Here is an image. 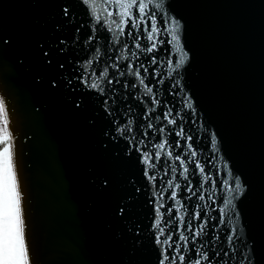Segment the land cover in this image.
Instances as JSON below:
<instances>
[{
    "label": "water",
    "instance_id": "water-1",
    "mask_svg": "<svg viewBox=\"0 0 264 264\" xmlns=\"http://www.w3.org/2000/svg\"><path fill=\"white\" fill-rule=\"evenodd\" d=\"M150 8L158 32L149 53L143 24L119 34L114 0H0V97L31 264H159L161 202L160 227L176 240L194 211L208 218L194 246L189 238L193 261L203 244L211 264H264V0ZM180 125L191 141L176 135ZM173 166L180 188L169 189Z\"/></svg>",
    "mask_w": 264,
    "mask_h": 264
},
{
    "label": "snow or ice",
    "instance_id": "snow-or-ice-1",
    "mask_svg": "<svg viewBox=\"0 0 264 264\" xmlns=\"http://www.w3.org/2000/svg\"><path fill=\"white\" fill-rule=\"evenodd\" d=\"M114 2L118 5V7L122 10L121 20L119 22L113 20L112 23L116 25V28L119 31V34H123L126 30V26L131 25L132 29H139L141 25H144V31L147 33V41L150 42V47L142 49L146 52H152L157 48L156 43L154 42V34L158 32L157 27V19L156 15L152 12L150 5L153 4V0H114ZM160 5L157 4L156 7ZM111 15V13H109ZM125 17L127 19H125ZM128 35L131 36L132 33L128 32ZM136 39L135 48L141 49L142 46L139 43V37H134ZM173 40H178V37L173 33ZM132 56L136 57V53L132 52ZM155 58H153L152 63H155ZM184 62L183 57L180 60L182 64ZM171 63V62H169ZM179 64L177 65V67ZM128 71L130 74L135 75L139 78V83L145 85L147 93H152L153 88L149 87L145 84V78L141 76L140 68L136 67L133 71V67L129 66ZM148 68L144 67V76H147ZM91 87L93 89L98 88L99 85L96 83H92ZM191 106V105H190ZM171 115V112H167L165 114V118ZM168 123L172 125L177 124V120L175 118L168 119ZM151 126V125H150ZM161 132L164 131L163 128L160 129ZM176 135L183 138L186 141H191L192 136L185 135L183 130V126L180 125V131L176 132ZM167 140L164 142L158 143L156 147L160 150H164ZM179 145V141H177ZM189 149L192 148V145L189 143L187 145ZM155 157L158 159L160 157V152H156ZM168 156H173V153L169 151L167 153ZM191 156H196L195 151L190 152ZM143 160L149 164V166L154 167L155 165L152 163V157L148 152H145L143 155ZM175 160L179 161L181 167H183V173L185 179H187V173L189 171L188 167L185 166V160L181 158L180 155L175 156ZM196 168L200 169V172L203 173L205 169L201 167V165L197 162ZM176 167L173 166L171 168V172L173 174L172 180L168 181V188L172 189L180 188V184L176 183L173 185V180L176 179ZM145 175L149 176V173L146 169ZM151 179H155V176H151ZM205 179H209V177H205ZM215 182L213 181V184ZM226 183V182H225ZM237 188H239V181L236 184ZM188 192H191L195 195V192L191 187L186 189ZM199 189H197L198 191ZM171 199L176 202L177 205H180V200L177 199V192L175 190L170 192ZM204 196L200 195L199 199L204 200ZM226 203H230L226 202ZM164 207L163 202L160 203V207L154 209L157 219L155 220V224L159 229L160 235L156 238V244L161 246V258L159 259V264H211L212 258L209 255L201 251L204 248V245L201 244L200 248H195V254L197 258L193 261L190 256L185 255L191 251L189 248V238L192 237V245H195L196 238L203 234L205 224L207 223L208 218L205 216L202 220V212L194 211L188 218L186 222V226L183 230L179 231L178 240L174 239L172 233H165V229L160 227L161 220L159 216L162 214L160 209ZM197 209L201 206L196 205ZM169 213H171L172 209H167ZM223 211V209L221 210ZM123 213V209L121 210V214ZM193 219L202 222L198 225V228H194ZM180 223L182 225L185 224V220L183 216L179 217ZM223 222V221H221ZM187 233V234H186ZM163 237V239H161ZM218 240L219 237L217 236ZM228 241L231 243L232 236H228ZM183 242V250L181 247V243ZM219 256V252L216 253ZM227 256L228 253H225ZM0 264H31V258L29 253V248L26 243L25 237V221L23 218L22 211V199H21V191L18 183V176L16 165L14 163V144H13V134L10 131V121H9V113L6 107L5 101L2 97H0Z\"/></svg>",
    "mask_w": 264,
    "mask_h": 264
}]
</instances>
